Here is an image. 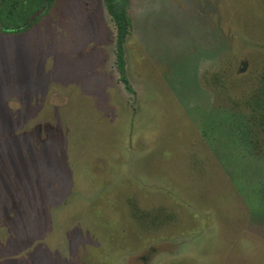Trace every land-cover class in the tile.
<instances>
[{
	"label": "rangeland",
	"instance_id": "obj_1",
	"mask_svg": "<svg viewBox=\"0 0 264 264\" xmlns=\"http://www.w3.org/2000/svg\"><path fill=\"white\" fill-rule=\"evenodd\" d=\"M0 4V264H264V0Z\"/></svg>",
	"mask_w": 264,
	"mask_h": 264
},
{
	"label": "trees",
	"instance_id": "obj_2",
	"mask_svg": "<svg viewBox=\"0 0 264 264\" xmlns=\"http://www.w3.org/2000/svg\"><path fill=\"white\" fill-rule=\"evenodd\" d=\"M104 2L107 5L108 11L112 16L119 33L116 68L120 74V81L124 84L126 90L132 93L133 88L126 74V63L123 50L126 36L131 29V22L129 16L124 11L117 9V0H104ZM22 29V27H18L14 31H22Z\"/></svg>",
	"mask_w": 264,
	"mask_h": 264
}]
</instances>
